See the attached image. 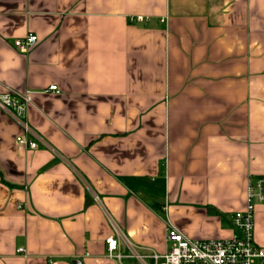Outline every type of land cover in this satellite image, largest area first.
<instances>
[{"label":"crops","instance_id":"0c3cea01","mask_svg":"<svg viewBox=\"0 0 264 264\" xmlns=\"http://www.w3.org/2000/svg\"><path fill=\"white\" fill-rule=\"evenodd\" d=\"M12 91L40 140L0 106V264H117L116 229L158 253L169 226L232 238L264 176V0H0Z\"/></svg>","mask_w":264,"mask_h":264},{"label":"built area","instance_id":"2783aa9c","mask_svg":"<svg viewBox=\"0 0 264 264\" xmlns=\"http://www.w3.org/2000/svg\"><path fill=\"white\" fill-rule=\"evenodd\" d=\"M143 16L131 19L143 21ZM38 36L28 34L18 38L13 45L21 52H27L38 42ZM51 91L59 92L57 86ZM31 104V95L9 92L0 95V106L20 123L26 138H17L20 144L36 149L40 137L27 120V109ZM264 204V176L250 177L246 195V208L233 216L235 235L229 239L193 240L173 226L167 229L168 250L158 253L153 250H141L126 241L116 229V234L105 240L107 256L117 264H264V247L255 243V208ZM126 243V249L123 248ZM19 252H24L23 248Z\"/></svg>","mask_w":264,"mask_h":264},{"label":"water","instance_id":"95a60500","mask_svg":"<svg viewBox=\"0 0 264 264\" xmlns=\"http://www.w3.org/2000/svg\"><path fill=\"white\" fill-rule=\"evenodd\" d=\"M74 264H82V261L81 260H75Z\"/></svg>","mask_w":264,"mask_h":264},{"label":"trees","instance_id":"16d2710c","mask_svg":"<svg viewBox=\"0 0 264 264\" xmlns=\"http://www.w3.org/2000/svg\"><path fill=\"white\" fill-rule=\"evenodd\" d=\"M88 199H89V198H88ZM160 205H161V204L158 203V204L156 205V207H157L156 209H158ZM158 210H161V209L159 208Z\"/></svg>","mask_w":264,"mask_h":264}]
</instances>
